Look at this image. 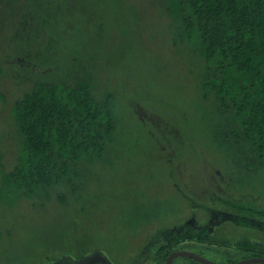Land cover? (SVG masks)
<instances>
[{
    "label": "rangeland",
    "instance_id": "obj_1",
    "mask_svg": "<svg viewBox=\"0 0 264 264\" xmlns=\"http://www.w3.org/2000/svg\"><path fill=\"white\" fill-rule=\"evenodd\" d=\"M163 3L32 0L10 29L0 23L4 92L88 74L98 99L111 95L116 126L76 182L49 199L0 204V264H143L163 243L222 264L252 254L238 248L244 240L264 253V213L239 214L243 223L223 208L236 198L264 210V176L216 141L221 119L203 96V70L190 47L175 45ZM3 107L0 99V155L5 135H16ZM197 221L208 238L191 237Z\"/></svg>",
    "mask_w": 264,
    "mask_h": 264
},
{
    "label": "trees",
    "instance_id": "obj_2",
    "mask_svg": "<svg viewBox=\"0 0 264 264\" xmlns=\"http://www.w3.org/2000/svg\"><path fill=\"white\" fill-rule=\"evenodd\" d=\"M31 1L0 0V23L10 29L12 17ZM163 1L175 45L190 47L203 70V96L221 119L216 141L235 150L233 158L241 165L264 176V0ZM64 78H35L22 94L4 92L1 82L0 99L16 128L13 137L5 135L0 155L2 205L51 198L54 187L76 182L83 161L97 160L106 151L116 128L111 95L98 99L88 74ZM207 196L201 198L206 205ZM240 200L226 199L223 208L243 223L248 220L239 214L264 213ZM206 223L194 233L192 227L191 237L207 236ZM182 248L163 243L143 264L166 263L169 253ZM238 248L264 256L249 240Z\"/></svg>",
    "mask_w": 264,
    "mask_h": 264
},
{
    "label": "water",
    "instance_id": "obj_3",
    "mask_svg": "<svg viewBox=\"0 0 264 264\" xmlns=\"http://www.w3.org/2000/svg\"><path fill=\"white\" fill-rule=\"evenodd\" d=\"M179 256H188V257L194 258L205 264H222V263L215 262L209 258L202 256L201 254H198L188 249L173 250L171 253L167 255L166 264H175V259ZM255 262L264 263V256H249V257L243 258L241 260H238V261H235L229 264H248V263H255Z\"/></svg>",
    "mask_w": 264,
    "mask_h": 264
},
{
    "label": "flooded vegetation",
    "instance_id": "obj_4",
    "mask_svg": "<svg viewBox=\"0 0 264 264\" xmlns=\"http://www.w3.org/2000/svg\"><path fill=\"white\" fill-rule=\"evenodd\" d=\"M185 248V247H184ZM184 248H182V249H184Z\"/></svg>",
    "mask_w": 264,
    "mask_h": 264
}]
</instances>
